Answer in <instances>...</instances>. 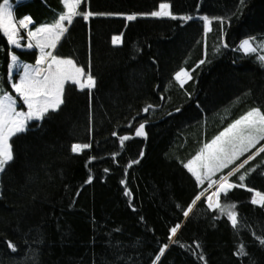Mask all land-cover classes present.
Here are the masks:
<instances>
[{"label":"trees","instance_id":"obj_1","mask_svg":"<svg viewBox=\"0 0 264 264\" xmlns=\"http://www.w3.org/2000/svg\"><path fill=\"white\" fill-rule=\"evenodd\" d=\"M159 2L82 0V7L131 13L154 10ZM168 2L175 13L193 19L77 17L53 50L75 59L86 72L90 69L97 83L90 98L89 90L66 82L60 109L30 121L10 141L15 158L0 172V264H152L156 255L157 264H204L190 249L202 250L207 264H264V246L253 235H264V206L252 204L248 190L264 192V153L229 177L238 185L239 175L255 166L244 181L246 188L220 194L222 204H236L239 228L219 209L208 208V193L188 217L183 215L195 195L208 188L207 183L198 185L184 164L251 108L264 111V67L257 60L262 52L238 50L245 37L264 40V0ZM12 4L17 22L31 17L29 28L52 22L63 10L61 0ZM203 15L227 17L223 32L220 22L212 21L205 38ZM120 33L122 42L113 45L112 35ZM216 45L221 46L218 53ZM206 50L207 62L196 67ZM9 51L29 63L37 52L12 47L0 35V80L13 94L7 83ZM181 66L194 69L183 88L173 77ZM146 104L153 105L148 112L143 111ZM141 122L147 135L137 137ZM122 135L130 137L123 146ZM72 143L91 147L72 153ZM177 223L181 226L172 240L188 247L169 240ZM8 241L17 245L16 252ZM194 241L202 248L196 249ZM165 243L169 248L160 254ZM240 243L247 256L234 254ZM26 253L34 258L25 259Z\"/></svg>","mask_w":264,"mask_h":264},{"label":"snow or ice","instance_id":"obj_2","mask_svg":"<svg viewBox=\"0 0 264 264\" xmlns=\"http://www.w3.org/2000/svg\"><path fill=\"white\" fill-rule=\"evenodd\" d=\"M61 3L63 10L58 13L57 17L51 23H42L35 29H31L28 27L29 23H31L30 16L24 15L17 22L14 6L10 0H0V35L6 38L8 45L39 50L34 64L21 61L13 51L8 52L10 62L7 65V83L11 85V88L14 89L17 95H12L5 88L4 82L0 80V172H4L10 162L15 158L13 143L10 142L12 138L25 132L30 121L45 118L46 115L58 111L61 105L65 103L66 82L71 81L80 90H89V96L91 98V90L96 87L97 80L90 69L86 72L85 68L79 65L75 59L57 55L53 51L57 48L62 37L69 32L70 26L77 17L82 18L84 21H88L90 17L94 16H121L125 17L127 21H134L137 17H169L173 20L179 19L183 21L193 19L191 14L175 13L168 0H160L158 8H154V10L131 13L95 12L90 10V8L84 10L82 0H61ZM241 3H243V0H241ZM201 19L203 21V30L206 38L211 30L210 25L212 21H219L221 24V32H223V24L228 18L224 16H212L210 18L208 15H203ZM20 28L27 29L29 42L26 45L20 43ZM122 36L123 33L112 35L111 43L113 45L120 44L122 42ZM254 40H256V37L253 36L241 39L238 50H242L244 54H254L261 51L262 54L257 56V60L264 67V41H261L258 46H254ZM223 46L227 47V44L225 43ZM220 47V45H216L213 51L218 53ZM206 57L207 50L205 51V58L197 61L196 67L206 63ZM192 71L194 69H188L184 66L174 71V80L178 82L181 88L184 87L187 81L193 78ZM188 95L191 96V93H188ZM18 100H22V106H18ZM23 106H26V111L21 110ZM152 107V104H146L143 111L148 112ZM175 111L179 112L180 109L177 108ZM112 135L116 136L117 133L113 132ZM146 135L145 123L141 122L135 128V136L143 137ZM129 138L128 135L120 136L121 146ZM262 141H264V111L260 107H253L235 119L210 141L205 142L200 150L184 164V167L195 178L198 185H203L207 181L208 189L195 195L191 203L187 205V208L183 210V215L188 217L197 201L208 193L209 189L214 187L215 190L207 195L208 208L219 209L221 214L227 216V219L231 222L234 229L239 228L238 213L235 210L236 204L234 202L226 205L222 204L220 202V194H226L230 189L235 187H247L244 181L250 172L256 170L255 166L239 175V181L241 183L238 185L230 182L229 177L234 172L244 169L245 165L257 155L264 153V143H261ZM90 147V143H72L71 152L80 153L82 150ZM253 148H255V151L250 152ZM245 153L250 154L241 163L236 164L235 162L243 157ZM112 155L116 156L117 154L113 153ZM143 155L144 152L141 151L140 156ZM94 159L96 157L89 158L90 161ZM138 162V160L131 161L132 164ZM230 165L235 166L226 175H221L218 181L213 178L216 173L221 172ZM105 171L107 172L109 169H105ZM91 180L92 176H89L87 182ZM121 184L126 185V181L121 180ZM248 190L253 193L251 198L252 204L264 206V192L254 188H249ZM125 195H130V189L127 186H125ZM180 226L177 223L169 230V240L172 243L180 244L181 247H188V245L182 244L180 241L172 240V237L176 235ZM253 235L259 241L260 245L264 246V235H256L255 233ZM194 243L196 249L202 248L199 241H194ZM7 246L13 252L17 251V245L12 241H8ZM245 247L244 243H240L234 254L237 256H247L248 253L245 251ZM168 248V243L163 244L159 248V253L163 254ZM190 250L193 251V254L199 260L207 264L202 250L200 252ZM32 251L29 245V252ZM32 258H34V253L33 256H29L26 253L25 259ZM159 260L160 255H156L155 259L152 260V264H157Z\"/></svg>","mask_w":264,"mask_h":264},{"label":"rangeland","instance_id":"obj_3","mask_svg":"<svg viewBox=\"0 0 264 264\" xmlns=\"http://www.w3.org/2000/svg\"><path fill=\"white\" fill-rule=\"evenodd\" d=\"M10 2L12 3V0H10ZM51 23V22H50ZM36 27H38V26H35V27H32L31 29H35ZM21 30H22V32H21ZM19 32H20V37H21V39H20V43L22 44V45H26L29 41H28V37H27V29H25V28H20L19 29ZM264 41V40H263ZM261 41L260 40H254L253 41V44H254V46H258L259 45V43H260ZM240 43V42H239ZM239 43H238V45H239ZM12 47H15V48H18V49H25V50H28V51H30L31 49H29V48H25V47H16V46H14V45H11ZM32 49H35V48H32ZM36 50V52H37V54H38V49H35ZM242 51V50H241ZM21 60V59H20ZM22 61V60H21ZM23 62H25V61H23ZM26 63H29V62H26ZM35 63V62H34ZM34 63H31V64H34ZM22 70V69H21ZM15 71V70H14ZM18 78V77H17ZM68 82H71V81H68ZM13 91H14V89H12ZM12 95H14V96H16L17 94L15 93V91H14V93L12 94ZM23 105V102H22V100H18V106H22ZM21 110H27L26 109V106H23L22 107V109ZM219 173V172H218ZM218 173H216L215 175H214V179H215V176L218 174ZM220 179V178H219ZM219 179H217V181L219 180ZM216 180V179H215ZM205 183H207L208 184V182L207 181H205ZM208 189V188H207ZM215 190V188L213 187L212 189H209V191H208V194H210L212 191H214Z\"/></svg>","mask_w":264,"mask_h":264}]
</instances>
